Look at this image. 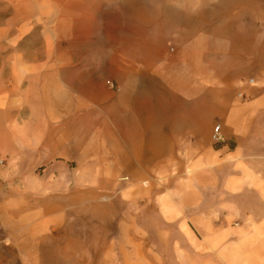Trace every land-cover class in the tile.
I'll return each instance as SVG.
<instances>
[{
    "label": "crops",
    "instance_id": "crops-1",
    "mask_svg": "<svg viewBox=\"0 0 264 264\" xmlns=\"http://www.w3.org/2000/svg\"><path fill=\"white\" fill-rule=\"evenodd\" d=\"M14 6L51 49L0 100V264H264V0ZM125 205L157 228L110 231Z\"/></svg>",
    "mask_w": 264,
    "mask_h": 264
},
{
    "label": "rangeland",
    "instance_id": "rangeland-1",
    "mask_svg": "<svg viewBox=\"0 0 264 264\" xmlns=\"http://www.w3.org/2000/svg\"><path fill=\"white\" fill-rule=\"evenodd\" d=\"M18 17L20 15L15 13V6H14V0H0V100H2V104H4V96H5V90L6 87L11 86L10 82H14L15 78L12 77V74L14 73L13 65L17 64L15 61L17 56L24 55L25 57H33L36 55H42L48 53L50 51L51 46L50 42L51 39L48 37L47 32L43 30H37L34 29L32 31H29L28 33L22 35L21 30L10 28L11 22H13L12 26L16 25V19L18 20ZM127 41V40H126ZM172 44H165L164 46L160 45H153L151 47L150 52L155 53H164L166 55V59L168 62V66L170 65H179V61H175L174 59L175 55L179 54V51H175L177 49V40L172 39ZM114 48V49H113ZM149 47H142V52H148ZM115 50L116 47H110V52L112 50ZM122 49L125 54L132 53L133 47L132 46H124V47H118V50ZM174 55V56H173ZM170 57V58H168ZM174 61V62H173ZM171 63V64H170ZM174 67V66H173ZM172 68V67H171ZM175 68V67H174ZM173 69V68H172ZM113 81V79H110ZM107 84V82H106ZM108 85V84H107ZM16 90H13L14 94L13 96L20 98V93H15ZM17 92V91H16ZM0 121H4L6 117V113L4 111L3 106H0ZM4 126H0V134L3 133ZM0 148V165L3 164V158L1 155ZM149 180H147L144 185L147 184ZM119 210V219L121 210L123 209L125 212V232L126 235L131 233V228L133 222L132 214L135 212L141 213L140 220L138 222L141 232L143 231H149L152 229L157 228L158 223L150 220V215L152 214V211L149 210L148 207L143 208L141 206L140 212H137V209H139L136 206H114L110 207V218L108 227L110 231L117 230L120 228V221L117 222L116 216L113 214L115 213V210ZM129 225V226H128ZM126 248L130 246V243H128V238L126 237ZM143 240H146L143 239ZM147 242V240H146ZM129 252V251H128ZM126 258H132V254L126 252Z\"/></svg>",
    "mask_w": 264,
    "mask_h": 264
},
{
    "label": "built area",
    "instance_id": "built-area-1",
    "mask_svg": "<svg viewBox=\"0 0 264 264\" xmlns=\"http://www.w3.org/2000/svg\"><path fill=\"white\" fill-rule=\"evenodd\" d=\"M250 83L253 82V79H250L249 80ZM107 84L114 88L115 90L119 91L120 88L114 83V81L112 80H107ZM239 96L241 98H244L245 97V94L243 93H240ZM211 139H212V142L214 145H218V144H221L223 142H225V136H224V132H223V126L221 123H217L214 128H213V131H212V136H211Z\"/></svg>",
    "mask_w": 264,
    "mask_h": 264
}]
</instances>
